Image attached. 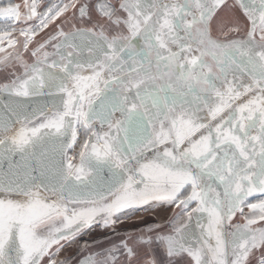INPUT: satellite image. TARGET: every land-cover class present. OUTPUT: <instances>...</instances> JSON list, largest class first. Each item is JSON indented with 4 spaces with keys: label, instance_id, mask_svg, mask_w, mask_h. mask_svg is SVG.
<instances>
[{
    "label": "snow or ice",
    "instance_id": "obj_1",
    "mask_svg": "<svg viewBox=\"0 0 264 264\" xmlns=\"http://www.w3.org/2000/svg\"><path fill=\"white\" fill-rule=\"evenodd\" d=\"M0 264H264V0H0Z\"/></svg>",
    "mask_w": 264,
    "mask_h": 264
},
{
    "label": "rangeland",
    "instance_id": "obj_2",
    "mask_svg": "<svg viewBox=\"0 0 264 264\" xmlns=\"http://www.w3.org/2000/svg\"><path fill=\"white\" fill-rule=\"evenodd\" d=\"M163 214H161V217H157L155 214H149L145 218L149 221L153 220H160L162 219ZM114 239V237H111ZM86 240L90 241H96V242H103L105 240V233L102 230H96L93 233H91L89 236L84 237ZM75 249V246H73L72 249H69V252H73Z\"/></svg>",
    "mask_w": 264,
    "mask_h": 264
}]
</instances>
